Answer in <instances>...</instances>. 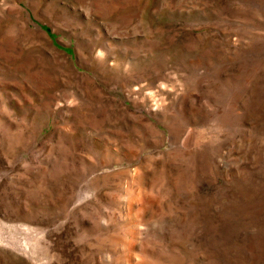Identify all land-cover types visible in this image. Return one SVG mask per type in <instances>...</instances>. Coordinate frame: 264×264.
Returning <instances> with one entry per match:
<instances>
[{
  "label": "rangeland",
  "instance_id": "rangeland-1",
  "mask_svg": "<svg viewBox=\"0 0 264 264\" xmlns=\"http://www.w3.org/2000/svg\"><path fill=\"white\" fill-rule=\"evenodd\" d=\"M264 0H0V264H264Z\"/></svg>",
  "mask_w": 264,
  "mask_h": 264
},
{
  "label": "bare ground",
  "instance_id": "bare-ground-1",
  "mask_svg": "<svg viewBox=\"0 0 264 264\" xmlns=\"http://www.w3.org/2000/svg\"><path fill=\"white\" fill-rule=\"evenodd\" d=\"M264 243V242H263Z\"/></svg>",
  "mask_w": 264,
  "mask_h": 264
}]
</instances>
